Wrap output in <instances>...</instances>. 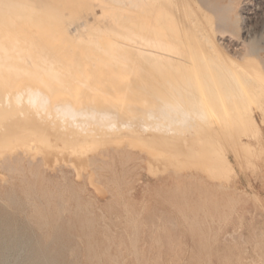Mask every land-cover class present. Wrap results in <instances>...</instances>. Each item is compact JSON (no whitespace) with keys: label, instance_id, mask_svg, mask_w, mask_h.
<instances>
[{"label":"rangeland","instance_id":"rangeland-1","mask_svg":"<svg viewBox=\"0 0 264 264\" xmlns=\"http://www.w3.org/2000/svg\"><path fill=\"white\" fill-rule=\"evenodd\" d=\"M187 1L197 14L203 15L205 13V16L210 15L208 18L204 17L200 21L197 20L198 26L196 24L193 26L197 33L205 28L209 31L210 24L216 20L214 19L216 16L213 13L203 11L206 8L201 10L202 6L206 7L208 3H216L219 7H230L228 15L234 25H231L230 30L225 32L226 34L218 35L217 33V35H213L216 37V42L220 44L221 49L227 53L226 55L243 59L242 56L244 57L248 50L246 45L249 43H252L257 50V53L253 54V58L251 56L246 57L242 62L243 65L245 64L249 68L240 69L244 75L248 76L251 73V76H249L251 79L252 76L255 77L252 79L251 85L248 80L244 79L245 77L243 78L238 73L242 83L250 86L252 92L250 95L246 94L247 96L245 97L248 100L251 99L255 126L257 125L255 128L251 126L244 131V127L246 128L247 126L235 123L237 121L232 117L229 123L232 121L236 127L232 128V123H230L228 125L229 128L227 126L228 132L226 130L223 132L217 124H214V131L217 133L214 132V134L211 133L212 131L206 130L202 133L197 132L194 134L192 126L197 120L196 110L180 111L172 109V107H163L157 99L148 97L143 89L135 83V80L130 77L131 73L134 74L131 66V71L124 70L122 67L116 68L113 64L108 67L107 64H102L101 60L97 58L90 60L85 59V56L80 58L76 55L75 45L78 44V40L84 35V32L82 34L79 30L78 33L73 30L75 25L70 21L71 18L64 14H62L64 18L61 17L60 12H56V9H53L54 7L51 5H49L51 7H48L46 6L47 4L45 5L41 2L43 9L40 8L42 5L37 7L40 12L42 10L43 16L33 4L24 5L27 7L25 9L23 7L25 11L27 9L28 11L33 10L30 15L36 23L43 19L35 26V21L33 20V27L30 25L32 28H28L29 23L24 22V20L18 24L15 18H11L14 21L8 19L11 23H16L15 25L17 26L15 27L19 28L18 32L21 35L23 34L26 40L18 32L19 36L14 33L10 35L11 32L10 34L8 33L9 37L7 45H5L6 48L8 47L6 57L9 61L2 56V60L4 59L5 61L3 60V63L1 62L0 64V72H2L0 75V80L2 79L0 86H3V88H0V92L5 94L8 91L7 88L10 90L9 94L6 93L9 96L5 95L7 98H4V95L0 93L3 95L2 99L0 98V112L2 111L3 117H7L8 114L12 122H9L10 120L8 122L5 121L3 122L4 127H0V162L5 164L7 160L12 161L13 156L22 158L20 163L14 164L17 169L15 172L4 171L0 165V264L3 263V254L5 255L7 251V253L12 252L11 255L15 254L13 247L18 238L23 240L25 249L28 247L24 257L25 264H30L26 256L33 248L38 255L37 261L44 264L46 263L45 261H47V264H264V114L263 111H259L264 107V0ZM203 3L204 5L199 7ZM165 4L164 2L163 5L167 6ZM44 9L47 10L44 12ZM46 12V15L51 12L48 15L50 17L55 15V17H58L50 19L45 15ZM189 14H193V12L189 11ZM192 17L195 19L194 14ZM44 20L49 21L46 23ZM53 20L57 22L53 24ZM42 21L44 25L41 24ZM69 23L71 26L73 24L74 28L69 25L67 29L68 26L66 27V25ZM199 23L201 24L199 25ZM205 24H208V26ZM55 26H57V29H55ZM15 27L12 28V32H14ZM40 28L44 32L39 31ZM56 31L59 33H56ZM27 32H30V35H27ZM41 34L45 35V40L44 35L42 36L43 40H41ZM57 34L59 36H56ZM166 34L169 36L173 35L170 32H166ZM35 36L38 38L36 39ZM3 37L5 38L4 34ZM3 37L1 36L0 39ZM46 38L49 39L47 40ZM28 39L30 40L28 41ZM37 40H39V43ZM61 42L64 43L62 44ZM35 43L40 46H35ZM41 43L43 45L47 43L48 49L46 46L43 48ZM72 43L75 44L72 45ZM2 45L0 44V46ZM57 45L58 47L56 48ZM30 47L32 50H30ZM49 47L52 50H49ZM59 47L62 53L57 50ZM66 50H69V52H66ZM30 51H34L32 52L33 54ZM29 52L33 59L30 58ZM55 52L61 53L59 54L60 57ZM64 53H67L65 55L66 58L62 56ZM69 53L75 54V57ZM34 55L38 56L37 61L34 59L36 58ZM44 55L47 57H44ZM39 56L45 58V60L43 59L44 62L49 61V63H44ZM72 56L73 58H71ZM174 56L175 58L178 57L176 54ZM27 57L31 59V65ZM63 57L66 61L62 60ZM34 60L36 63L40 62L37 63L39 66L42 65L38 68L39 71L36 69L38 66H36V63L34 64ZM115 60L111 61L115 62ZM74 61L76 62L75 64L73 63ZM247 61H249L248 65ZM57 62L63 63L60 66ZM50 63L52 65L54 63V66L50 65ZM89 63L91 65H88ZM66 64L70 70L72 68L71 71ZM83 65L87 68L83 67ZM243 65L242 67H244ZM62 66H66L68 72L66 69L61 71L60 67ZM96 66L102 68L105 66V68L101 69ZM9 67L12 72L14 71V75ZM50 67L52 68L49 69ZM2 68L8 72H4ZM41 68L43 70L49 69L48 71L44 70L48 74L47 76ZM83 68L86 69L83 71ZM94 68L101 69V71L99 72L98 69ZM106 68L111 70L107 71ZM93 69L95 70L93 71L95 75L91 74ZM261 69L263 70L261 71ZM53 71H55V74L58 72V75L56 76ZM249 71L250 73L248 74ZM101 72L102 76L99 75ZM128 72L129 75L126 77ZM52 73L53 75H51ZM80 73L82 76H79L81 75ZM115 74H118V79ZM20 75L21 78H19ZM69 75L72 76L71 79H69ZM83 75L86 78L88 77V80L85 77L81 79ZM90 75L96 80L95 82H89L92 80ZM53 76L57 77L56 80ZM73 76L78 80L74 79ZM58 77L61 78L58 80ZM26 78L32 82L38 80L31 84ZM62 78L65 79L66 84L62 82ZM48 80H50L49 83ZM69 80L72 82L70 83ZM79 80H83L84 83L81 82L80 84ZM255 80L259 82L255 83ZM78 81V86L83 87L79 88L82 91L84 90L80 95H78L81 92L77 86ZM109 81L113 82V87L108 85ZM68 83L72 84L73 87L76 84V89L72 88ZM47 84H50V88L46 86ZM39 85L41 86L39 87ZM64 85H67L69 89L72 88L71 90L75 89V91L63 90L67 87ZM86 86L87 88H85ZM96 86L101 87H98V89ZM115 86H117V89ZM104 88H107V90L105 91ZM43 89L45 92L42 91ZM49 89H51V92L48 91ZM23 90L25 96L24 92H21ZM55 91L60 92L54 93V98L52 99V94ZM99 91H102V93ZM16 92L19 95L21 93L20 97L22 99L18 93V96L15 94ZM34 92L35 95H33ZM12 93L14 94L10 95ZM48 93L52 94L49 96ZM57 95L64 97V100ZM70 95L73 96V99L70 98ZM113 95L118 96H115V99ZM126 95H128L127 98ZM48 96L52 104L47 102L49 100ZM79 97H83L84 102H80L83 99ZM95 97H97V100H93ZM117 97L120 101L117 100ZM74 98L77 101L78 99L80 100L79 108L76 105L78 110L74 108V104H77V101H73L72 105ZM65 99L68 100L66 101ZM2 100H5V104ZM87 100L89 103H85ZM90 100L94 103L99 100L100 104L96 102V105L93 106L92 104L94 103H91ZM22 101L25 102L22 104ZM68 101L70 102L68 103ZM12 102H21L22 106L20 104V107H17L19 105L17 103L16 107L13 104L14 108ZM54 102L57 105L53 104ZM66 102L68 106H65ZM122 102H126L122 104V106L124 105L123 107L119 104ZM70 105L79 113L77 114L72 107L71 112L68 108ZM81 105L84 106L82 107ZM63 106L68 108L69 114L66 113L67 115H64L67 108L65 110ZM96 106L103 108V110L96 108ZM261 106L262 108L260 109ZM12 107L13 109L11 110ZM84 107H88V109L84 111ZM136 107L137 110H135ZM3 108H6L5 110H8V112H4ZM92 108L93 110H91ZM140 108L147 109V111L143 112L144 110L142 111ZM63 110L65 111L63 112ZM16 112L18 114H36V119L40 113L39 116L43 118L40 119L38 116L37 121H44L43 123H49L50 121L51 126H54L55 119L59 115L56 122L61 120V126L66 127L72 121V124L68 127L76 128L80 133H89L90 135L97 134L95 130H101V128L103 131L108 129L110 133L113 131L120 132L123 129L142 130L144 132L147 128L156 129L158 127L157 129H160V126H163L164 128L161 127V130L170 133L175 128H182L174 132L179 131L185 136L176 140L170 139L164 142H156L148 138V133H144L143 137L138 138L129 136L124 137L125 139L112 141H91L87 144H82L84 149L87 147L84 150L80 144L65 145L61 141L55 140V142L54 138L50 139L52 142L48 141L47 138L33 131L23 120L19 118V120H16L18 115ZM45 112H47L48 116ZM81 112H86L85 115L87 114L88 117L86 116V118ZM95 112L98 117L94 115ZM41 113L43 114L41 115ZM74 113L79 116L75 117ZM90 113L92 116L88 115ZM106 113L110 114L111 118L109 115L106 117ZM72 115L74 116L72 117ZM80 116L83 119H80ZM43 119H46V121ZM48 119L49 121H47ZM190 119L192 120L190 121ZM75 124L77 127L72 126ZM166 124L168 125L166 126ZM189 124L191 125L189 128L192 131L188 129L187 125ZM234 129L237 130L234 131ZM216 146L219 147L217 148ZM10 189L16 192L14 201L8 200L5 196V194L11 192ZM16 203L20 204V207H15L14 204ZM14 256H11L12 260Z\"/></svg>","mask_w":264,"mask_h":264},{"label":"bare ground","instance_id":"bare-ground-1","mask_svg":"<svg viewBox=\"0 0 264 264\" xmlns=\"http://www.w3.org/2000/svg\"><path fill=\"white\" fill-rule=\"evenodd\" d=\"M205 1L207 2V0H204V2ZM41 2H43L42 4H45V5L47 4L46 6H48V7H51V6L54 7L53 9H56V12L57 11H58V13L60 12L61 15L64 14V15L69 16L71 18V20L70 19L69 20L75 25V29H73V30H75L77 33H78V30L81 31L82 34L84 32V35H82L81 38L78 40V44L75 45L76 46L75 47L76 55H78L80 58L84 57V56H85V59H90V60L91 59L95 60L97 58V59L101 60L100 62L102 64H104V65L107 64L108 67H109V65L113 64V66H115L116 68H118V67L121 68L122 67L124 70H128V71H131L130 68L132 67L131 69L133 70L134 74L131 73L130 77L135 80V83L143 89V91L146 93V95L148 97H150V98L152 97V98L157 99L162 104L163 107H172V109H176V110L178 109L180 111H182V110L183 111H188V110L192 111L193 109H195L196 112H197V115H196L197 120H195L196 123L193 121L195 123L192 126L194 134H196L197 132L198 133H202V132H204L206 130L212 131L211 133H214V132H216V131H214V124H217L219 126V128L223 132L225 130L228 132L227 126L230 123H232V121L229 123V121H230V119L232 117L235 119V121H237L235 123H237V124L239 123L242 126H247L246 128L244 127V129L242 128L244 131H245V129L248 130V127L254 126V128H255L257 126V125L255 126L256 123H255L254 114H253L254 110H253V108L251 106V102H250L251 99L248 100V98L245 97L247 95L252 94V92L250 90V86L244 85L242 83V80L238 76V73H240V75L243 78L245 77L244 79L248 80L250 82V85H251V83L253 82L252 79L255 78V77L252 76V79H251L249 77V76H251L250 71L248 72V74L249 73L250 74L247 76L246 74L245 75L242 74L241 73L242 70L240 71V69H242V68L245 69V67L249 68L245 64L243 65L242 62L245 60L246 57H249V56L252 57L254 53H257V50L252 45V43H249V44L246 45V47L248 49L246 55L244 54L245 56L244 57L242 56L243 59H238V58H235L233 56L226 55L227 53H225L221 49L220 44H218L216 42V39H215L216 37L213 36L215 34L217 35V33L219 35V34H223V33L227 32L228 30H230L231 25L232 26L234 25L232 23L229 15H228V12L230 10L229 6L219 7L216 3H208L207 6L205 4L206 7H203L202 5H204V3L200 4L199 7L202 6L200 9L202 10L203 8H206V10H203V11H206V12L209 11V12L213 13L216 16L214 18L216 20L213 22L214 25H213V23L210 24V26H209L210 30L209 31L207 30V28H205L203 30H199L198 33H197L193 29V26L195 24H196V26H198L197 25L198 21L204 19V17L208 18V16H210V15H208V13H207L208 16H205V13H203V15L197 14L196 11L192 9L193 7L191 8V6H190V4H189V2L187 0H0V38H1V36L3 37V34L5 36V38L3 37L2 39H0L1 40L0 44H3L2 46H0V64H1V62L3 63V60H4V59L2 60V58H3L2 56H4V58L7 56L6 53H7V50H8L7 48L8 47L6 48V45H7V39L9 37L8 33L10 34V32H11L10 35H12V33L18 35V33H19L18 32L19 28L17 29V27H15V26H17V25H15L16 23H14V22L11 23L10 20H8V19H11V18L14 19L15 18L18 24H19V22L24 20V22L26 21V23H29L28 24V28L29 27L32 28L33 27V25H32L33 22L32 21L34 19H32V16L30 15V13L33 10L32 11L31 10L28 11V9H27V11H25L24 9L27 6L26 4H33L34 7H36V9H37L38 6L42 5V4H40ZM164 2L166 3L165 5H167V6L163 5ZM198 4H199V2H198ZM24 5H26V6H24ZM49 5H51V6H49ZM23 7H24V9H23ZM40 8L43 9V5ZM44 8H46V7L44 6ZM48 9L50 10L51 8H48ZM45 10H47V9H44V12H45ZM38 11L40 12V9ZM189 11L193 12L195 19H193V17H192L193 14H189ZM39 12H37L38 15H40V14L42 15V13H41L42 10H41L40 14H39ZM47 12L45 13V15L47 14ZM50 14H51V12H50ZM50 14L48 13V15H50ZM38 15H37V17H38ZM43 15H44V13H43ZM48 15H46V16H48ZM55 16H52V17H54V19L58 17V16L57 17H55ZM48 17L50 19H52V17H50V16H48ZM61 17L64 18L63 15ZM33 18H36V17H33ZM59 18H60V15H59ZM212 18H211V20H212ZM13 19H11V20H13ZM7 20H8V22H7ZM41 20H43V19H41ZM62 20H64V19H62ZM40 21L39 22L37 21V23H40ZM44 21L46 23H48L49 20H44ZM56 22L57 21L53 20V24L56 23ZM37 23L35 21L34 26L38 25ZM41 24H43V21H42ZM50 24H51V20H50ZM73 24H72V26L70 25V23L68 25H66V27L68 26L67 29L69 28V25L71 27H73ZM200 24L201 23H199V25ZM208 24H209V22H208ZM208 24L207 25L205 24V25L208 26ZM196 26H195V28H196ZM13 27H15L14 32H12V28ZM36 27H34V28H36ZM39 27H40V25H39ZM55 27H56L55 29H57V26H55ZM34 28H33V30H35ZM39 31H41V28H40ZM41 32H44V31H41ZM59 32H61V31L59 30ZM59 32L56 31V33H59ZM66 32L68 33V31H66ZM166 32H170L173 35L170 34L171 36H169V35L166 34ZM208 32L209 33L211 32L210 34H212V35H210ZM29 33L27 32L26 34L28 35ZM47 33H49V32H47ZM69 34H71V33L69 32ZM43 35L41 34V37ZM46 35H48V34H46ZM51 35H52V33H51ZM61 35H62V33H61ZM79 35H80V32H79ZM56 36H59V35L57 34ZM21 37H23V39L26 40V37H24L23 34L21 35ZM35 38H36V36H35ZM29 40L30 39H28V41ZM34 40L35 39L33 37V41ZM41 40H43V37L41 38ZM41 40H40V42H41ZM44 40H45V35H44ZM51 40H49V41H51ZM37 41L39 43V40H37ZM61 43L63 44L64 42H61ZM24 44H26V43H24ZM73 44H75V43H72V45ZM20 45H21V43H20ZM26 45H28V44H26ZM36 45H38V44L35 43V46ZM42 45H41V47H42ZM38 46H40V45H38ZM44 46H46V48H47L48 47L47 43L45 45H43V48H45ZM31 47H30V50H32ZM57 47H58V45L56 46V48ZM60 47L57 50H59ZM37 48H39V47H37ZM63 48H65V47H63ZM35 50H37V49H35ZM41 50H45V49H41ZM41 50H39V51H41ZM49 50H52V49L50 48ZM34 51H32V52H34ZM67 51L69 52V50H66V52ZM43 52H42V54H43ZM49 52H51V51H49ZM59 52H61V51L59 50ZM31 53H30V58L32 56ZM55 53H57V52H55ZM61 53H57V54L59 55ZM66 54L64 53V55H62V56L65 57ZM69 54L70 55H74V57H75V54H71V53H69ZM175 54L178 56L177 58H175V56H174ZM45 55H44V57H47ZM34 57H36V58H34L36 60L38 56L34 55ZM58 57H60V55ZM64 57H63L62 60H65L66 57L65 58ZM68 57H70V56H68ZM27 58H29V57H27ZM30 58H29V61L31 59H33V58L30 59ZM39 58H41V57L39 56ZM71 58H73V56ZM76 58H74V59H76ZM41 59L45 60V58H41ZM113 59L114 60L116 59L115 62L111 61ZM6 60L9 61L8 58ZM35 60L33 61L34 64L37 61V60L36 61ZM44 60H43V62H44ZM79 60H83V59H79ZM67 61H69V60H67ZM85 61H87V60H85ZM26 62L28 63V59H27ZM45 62H47V61H45ZM29 63L31 65L32 62L30 61ZM37 63H40V62H37ZM37 63H36V66H38V67H36V69H38V68H40L42 66V65L39 66ZM48 63H49V61L47 62V64ZM62 63H58L57 62V64H59L60 66H61ZM66 63H68V62H66ZM73 63L75 64L76 62L74 61ZM241 63H242V65L244 67H242ZM68 64L71 65L70 63H68ZM98 64H100V63L98 62ZM248 64H249V61H247V65ZM27 65H29V64H27ZM50 65H52V63H50ZM50 65H48V66H50ZM88 65H91V64L89 63ZM52 66H54V63H53ZM66 66H67V64H66ZM66 66H62V67H65V68L60 67L61 71H62V69L64 70V69H66L68 67V66L67 67ZM72 66H73V64H72ZM100 66H102V65H100ZM83 67H86V66L83 65ZM93 67H95V65H93ZM96 67H98V66H96ZM51 68L52 67H50L49 69H51ZM77 68H78V66H77ZM86 68H83V71ZM91 68H92V66H91ZM98 68L103 69V68H105V66L103 68L102 67H98ZM98 68H94V69H98ZM111 68H112V66H111ZM2 69L4 70V68H2ZM49 69H47V70L44 69V70L48 71ZM55 69H57V68H55ZM68 69H69V67H68ZM94 69L92 70L91 74H93V71H95ZM101 69L100 70L98 69L99 72L101 71ZM44 70L42 69V71H44ZM71 70H72V68H71ZM98 70H97V72H98ZM108 70H111V69H107V71ZM246 70H248V69H246ZM262 70L263 69H261V71ZM5 71H7V70H4V72ZM38 71H39V69H38ZM45 71H44V74L46 73ZM58 71H60V70H58ZM66 71H67V69H66ZM85 71H87V70H85ZM88 71H90V70H88ZM9 72H10V70H9ZM11 72H12V69H11ZM13 72H12V74L14 75L15 73H13ZM53 72L55 74V71H53ZM263 72H264V70H263ZM17 73H18V71H17ZM19 73H21V72L19 71ZM57 73L58 72H56V74H55L56 76L58 75ZM74 73L79 74L78 72H74ZM244 73H246V72H244ZM1 74H2V72H0V75ZM7 74L10 75L11 73H7ZM87 74H89V72H87ZM108 74H109V72H108ZM119 74L121 75V73H119ZM21 75H20L19 78H21ZM47 75L48 74L46 73V76ZM51 75H53V73ZM93 75H95V74H93ZM99 75L102 76V72ZM105 75H107V74L105 73ZM117 75L118 74H115V76H117ZM128 75H129V72L126 75V77ZM49 76H50V74H49ZM56 76H53L55 78V80L57 78ZM60 76H62V75H60ZM65 76H66V74H65ZM69 76H70L69 79H71L72 76L71 75H69ZM79 76H82V74L79 75ZM42 77H44V76H42ZM84 77H85V75H83V77H81V79L84 78ZM59 78H61V77H58V80H59ZM63 78H64V76H63ZM91 78H92V76H91ZM100 78H98V79H100ZM15 79H16V77H15ZM26 79L29 80L28 78H26ZM30 79H32V78H30ZM35 79H33V80H35ZM44 79H45V77H44ZM51 79H52V76H51ZM66 79H67V76H66ZM74 79H76V78L74 77ZM93 79L94 78H92V80H90L89 82H92V81L95 82L96 81L95 79L94 80ZM117 79H118V76H117ZM50 80H48V83H49ZM64 80L65 79H63L62 82L65 83L66 81H64ZM76 80H78V79H76ZM0 81H2V79ZM36 81H33V82L35 83ZM67 81H68V79H67ZM79 81L77 82V86H78ZM257 81L255 80V83ZM29 82H31V84H33L32 81L29 80ZM29 82H27V83H29ZM69 82L71 83L72 81L69 80ZM81 82H83V80L80 81V84H81ZM109 82L111 83L112 81H109ZM22 83H24V82H22ZM55 83H57V82H55ZM110 83L108 85H112L113 84V82L111 84ZM255 83H253V84H255ZM37 84H39V83H37ZM73 84H75V83H73ZM86 84H87V82H86ZM115 84H116V82H115ZM49 85L47 84L46 86H48L50 88ZM68 85H71L72 88L76 89V86H75L76 84L74 85V87H73L72 84L68 83ZM40 86L41 85H39V87ZM64 86H67V85H64ZM113 86L114 85H112V87ZM119 86H121V85H119ZM134 86H136V85H134ZM258 86H260V85H258ZM25 87H24V89L27 88V87L26 88ZM79 87H81V86H78V88ZM116 87L117 86H115V88ZM0 88H3V86L2 87L0 86ZM21 88H22V85H21ZM42 88H43V86H42ZM81 88H83V87H81ZM85 88H87V86ZM88 88H89V86H88ZM126 88H128V87H126ZM4 89H3V92H4ZM36 89H38V88H36ZM46 89H47V87H46ZM51 89H53V88H51ZM51 89H49L48 91H50ZM67 89L71 90V89L68 88V86L65 89H63V90H67ZM75 89H73L71 91H75ZM79 89H77V91H79ZM104 89H105V91L107 90V88H104ZM7 90L8 91L6 92V89H5V92L7 94H9L10 90L8 88H7ZM133 90H134V88H133ZM11 91H13V90H11ZM25 91H27V90H25ZM42 91L45 92L44 89ZM48 91H46V92H48ZM52 91H54V89ZM83 91L81 90V92H79L78 95H80V93H82ZM18 92H16L15 94L17 95ZM21 92H24V90L21 91ZM35 92H34L33 95H35ZM58 92H60V91H58ZM58 92L55 91V92H53V94L52 93H48V94H49V96L52 94V99H53L54 98V96H53L54 93H58ZM65 92L68 93L67 91H65ZM94 92L96 93V91H94ZM127 92H129V91H127ZM137 92H138V90H137ZM6 93L5 94L1 93V94L4 95V98H7L9 96V95L7 96ZM40 93H42V92L40 91ZM100 93H102V91ZM120 93H122V92L120 91ZM1 94H0V98L2 99L3 95H1ZM13 94L14 93H12L10 95H13ZM111 94H113V93H111ZM115 94H116V92H115ZM5 95L7 97H5ZM18 95H19V93H18ZM74 95H75V93H74ZM78 95L76 94L77 97H78ZM84 95H85V93H84ZM84 95H82V96L84 97ZM122 95L124 96V94H122ZM20 96H21V93H20L19 97ZM22 96H23V94H22ZM24 96H25V92H24ZM57 96H55V97L57 98ZM68 96H69V94H68ZM68 96H67V98H68ZM93 96H94V94H93ZM113 96L115 97V96H118V95H113ZM127 96L128 95H126V98H127ZM72 97L73 96H71L70 98H72ZM83 97H79V98L83 99ZM88 97H89V95H88ZM90 97H91V94H90ZM101 97L103 98L102 94H101ZM119 97H121V96L119 95ZM263 97H264V95H263ZM76 98H74L75 100H72V105H73V101H77ZM85 98H86V95H85ZM96 98L97 97H95V99H93V100H97ZM98 98H100V97H98ZM46 99H48V98H46ZM60 99L64 100V97L63 98L61 97ZM115 99H116V97H115ZM5 100H7V99H5ZM5 100H2V102L4 101V104H5ZM49 100H50V97H49ZM49 100L47 102L51 103V100L50 101ZM65 100L67 101L68 99H65ZM117 100L120 101V99L118 97H117ZM37 101H39V100H37ZM79 101L80 100L78 99L77 104L74 102L75 103L74 104V108L75 109H76V105L78 106L80 104ZM98 101H96V102H98ZM253 101L255 102V100H253ZM24 102L25 101H22V104ZM52 102H53V100H52ZM61 102H63V101L61 100ZM69 102L70 101H68V103ZM80 102H84V99H83V101H80ZM96 102L94 103V102L91 101V103H94V104H92L93 106L96 105ZM257 102H258V99H257ZM17 103L18 102H16V103L12 102V105L15 104V107H16ZM64 103H65V101H64ZM68 103L65 104V106L66 105L68 106ZM85 103H89L88 100ZM109 103H111V102H109ZM124 103H126V102H124ZM124 103L122 102V103H119V104L122 106V104H124ZM18 104L19 105L17 107H20L21 102L18 103ZM22 104H21V106H22ZM53 104H56V103L54 102ZM119 104H118V106L120 107ZM134 104H135V102H134ZM154 104H155V102H154ZM25 105H26V103H25ZM41 105H43V103H41ZM62 105H64V104H62ZM109 105H111V104H109ZM261 105H262V103H261ZM2 106H3V104H2ZM262 106L260 107V109L262 108ZM4 107H6V106L4 105ZM8 107H9V105H8ZM13 107H14V105H13ZM13 107L11 108V110L13 109ZM25 107H27V106H25ZM71 107L73 108V106H71V105H70V107H68L70 111L72 110ZM66 108H65V110H66ZM68 108H67V111L65 112L64 115L69 114L68 113L69 112ZM78 108H79V106H78ZM93 108H95V107H93ZM93 108L91 110H93ZM96 108H99V106L98 107L96 106ZM1 109H2V107H1ZM5 109L3 108L4 112H8V110H5ZM19 109L21 110V108H19ZM30 109H31V107H30ZM61 109H62V107H61ZM75 109H74V111L77 112V114H78L79 112L76 111L78 109H76V110ZM83 109L85 111V109H88V107L87 108L84 107ZM89 109H90V107H89ZM99 109H101V108H99ZM65 110H63V112ZM101 110H103V108ZM127 110H128V108H127ZM135 110H137V107H136ZM141 110L143 111L144 109L142 108ZM26 111H24V112H26ZM40 111H41V109H40ZM86 111H88V110H86ZM138 111H139V109H138ZM145 111H147V109L144 110L143 112H145ZM156 111H157V109H156ZM259 111H263V114H264V107L261 110H259ZM12 112H14V111H12ZM34 112H36V111H34ZM43 112H44V110H43ZM55 112H57V111H55ZM59 112H60V110H59ZM45 113L48 116L47 112H45ZM81 113L84 114L85 117L87 116V114L85 115L86 112H81ZM157 113H159V112H157ZM39 114L37 115V119H36V117H35L36 114L34 115L33 113H29V114H27V113L20 114L19 113L17 115V119L16 120H19V119L23 120L25 123H27V125H29V127L33 131L38 132L40 135H42L45 138H47L48 141L51 138H54V141L55 140L56 141H61V143L65 144V145H67V144H71V145L80 144V145H82V144H87L88 142H91V141L92 142H98L97 140L112 141V140L122 139V138L125 139L124 137H129V136L138 138V137H143L145 135L144 133H148L147 134L148 138H151L153 141H156V142H164V141H168L170 139L171 140H176V139H179V138L185 136L182 133H180L179 131L174 132L175 130L182 129V128H178V129L175 128V130L170 133V132H164L163 130H161V127L164 128L163 126H160V129H157L158 127L156 129L147 128V130L144 131V132L142 130L141 131H137V130H131V129L130 130L129 129L128 130L127 129H123V130H120V132H118L117 130H116L117 132L113 131L115 133L108 132L109 131L108 129L106 131L105 130L103 131L102 128H101L102 131L100 129L99 130H95V132L97 134L90 135L89 133H80V131L77 130L76 128L74 129V128L68 127L70 124H72V121H71V123L69 121L70 124L67 125L66 127L65 126H61V120H59L60 122H56V119L58 118L59 115H57V118L55 119L54 126H51V122L49 121V119L47 120V121H49V123L48 122L47 123H43L44 121L43 122L42 121H37L38 118L40 117ZM42 114L43 113H41V115ZM77 114H75V117L79 116ZM90 114H88V115L92 116V114L91 115ZM106 114H105L106 117L109 115V117L111 118L110 114H108V113H106ZM116 114H118V113H116ZM53 115H54V113H53ZM94 115L96 117H98L97 116L98 114L96 115V112H95ZM73 116L74 115H72V117ZM49 117H50V115H49ZM80 117H81L80 119H83L82 116H80ZM96 117H94V118H96ZM179 117H180V115H179ZM41 118H43V117L41 116L40 119ZM45 118L47 119L46 116H45ZM61 118L63 119V117H61ZM191 118H193V117H191ZM255 118H256V116H255ZM10 119H11V117L9 118L8 114H7V117H3L2 116V111H1L0 112V127L4 125L3 122H5V121L8 122V120H10ZM46 119H43V120L46 121ZM52 119H54V118H52ZM59 119H60V117H59ZM67 119H68V117H67ZM67 119L65 118V120H67ZM183 119H185V118H183ZM65 120H64V122H65ZM74 120H75V118H74ZM109 120L111 121V119H109ZM157 120H155V121H157ZM165 120H166V118H165ZM191 120L192 119H190V121ZM51 121H54V120H51ZM105 121H107V120H105ZM160 121H161V119H160ZM180 121H182V120H180ZM9 122H11V120ZM67 123H68V120H67ZM75 123H78V122H75ZM159 123H161V122H159ZM166 123H168V122H166ZM99 124H101V123H99ZM170 124H172V123H170ZM176 124H177V122H176ZM190 124H191V122H190ZM190 124L187 125L189 130H191V128H189V126H191ZM52 125H53V123H52ZM62 125H63V123H62ZM96 125H98V124H96ZM163 125H164V123H163ZM167 125L168 124H166V126ZM72 126L75 127L76 124L72 125ZM218 126H216V127H218ZM234 126L236 127V125H234V123H232V128H234ZM228 128H229V126H228ZM10 129H11V127H10ZM183 130H184V128H183ZM236 130L237 129H234V131H236ZM1 131H3V130H1ZM171 131H172V128H171ZM182 132H184V131H182ZM229 133H231V131H229ZM250 133H252V132H250ZM227 135H230V134H227ZM130 140L133 141L132 139H130ZM217 140H218V138H217ZM216 142H218V141H216ZM218 145H221V144H218ZM82 148L84 149L83 145H82ZM20 155H22V154H20ZM17 156H19V154H17ZM21 161H22V158H20V156L19 157H14L13 156V160L12 161L7 160V162L5 164H3V162L2 163L0 162L1 163L0 165L2 166V167L1 166L0 167L4 171L7 170V171H14L15 172V171H17V169L14 167V164L18 163V162L20 163ZM30 164H32V163H30ZM10 191L11 192H8L7 194H5V196L7 197L8 200L14 201L15 198H16V192L14 190H12V189H10ZM14 206L15 207H20V204L16 203V204H14ZM13 243H14V241H13ZM15 243L16 244L13 247V251L15 252V254H14L15 256L13 254L11 255L12 252L7 253L8 251L6 252L4 250L6 252V254L5 255L3 254V257L1 256L3 258V260L5 261V262L3 261L4 264H25L24 257L26 255L25 253H26V250H28L27 249L28 247H26V249H25L24 242L20 238H18L15 241ZM10 250H12V249L10 248ZM11 256H14L13 260H12ZM37 258H38V255L34 252V248L28 254V256H26V259L30 261V264H44L42 262L39 263L37 261ZM45 262H46L45 264H47V261H45Z\"/></svg>","mask_w":264,"mask_h":264}]
</instances>
